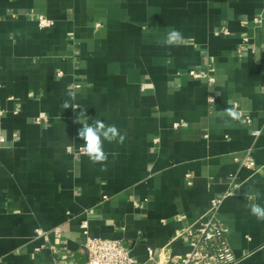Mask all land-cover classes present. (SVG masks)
<instances>
[{
    "label": "crops",
    "instance_id": "obj_1",
    "mask_svg": "<svg viewBox=\"0 0 264 264\" xmlns=\"http://www.w3.org/2000/svg\"><path fill=\"white\" fill-rule=\"evenodd\" d=\"M172 29L194 39L168 47ZM81 110L126 134L106 171L79 152ZM0 126V264H86L84 222L137 264L180 259L232 178L218 221L238 264H264V0H0Z\"/></svg>",
    "mask_w": 264,
    "mask_h": 264
},
{
    "label": "built area",
    "instance_id": "obj_2",
    "mask_svg": "<svg viewBox=\"0 0 264 264\" xmlns=\"http://www.w3.org/2000/svg\"><path fill=\"white\" fill-rule=\"evenodd\" d=\"M38 25L40 29H49L54 23L44 17H39ZM189 75L196 79H201L203 74L191 71ZM214 98L210 102L214 103ZM38 122L47 123V118H40ZM260 132H255L254 136L258 137ZM3 140L2 128L0 126V141ZM80 154L84 155L82 151ZM241 167L255 169V162L251 157V152L240 162ZM236 191L235 178H232L229 190L220 198H215L210 202V213L207 219L202 221L198 226L190 228L186 233V241L189 252L180 259H169L166 262H160L157 259V253L154 250H148L147 264H238L236 255L231 249L227 234L229 229L218 221V215L221 210L223 201L233 192ZM106 200L107 197L104 196ZM82 229L86 237L85 248L88 252V261L86 264H137L131 252L122 245L121 242L92 237L88 232V223L82 224ZM57 239L62 237L60 229L53 231ZM37 236H45L46 232L36 231ZM54 264H65L55 260Z\"/></svg>",
    "mask_w": 264,
    "mask_h": 264
},
{
    "label": "clouds",
    "instance_id": "obj_3",
    "mask_svg": "<svg viewBox=\"0 0 264 264\" xmlns=\"http://www.w3.org/2000/svg\"><path fill=\"white\" fill-rule=\"evenodd\" d=\"M186 39L194 38H186L180 30L172 29L166 33L163 44L168 47L174 45L179 46L184 43ZM69 95L74 99V94L69 93ZM62 107L64 109L70 107L74 109L77 106L72 105L69 100H65ZM224 111L232 121H239L241 119L242 113L234 110V108L229 107ZM86 113L87 111L84 110L78 113V122L82 124V127L78 130V136L85 142L84 145L81 146V151L88 157L92 164H100L101 171H106L108 154L104 150L105 142H115L122 145L126 140V134H122L116 125H107L104 121L102 122L99 119L94 120L91 124L88 123ZM225 123L228 124L229 121H225ZM112 155L114 156L115 153ZM250 214L256 217L257 220L264 221V206L255 203L251 204Z\"/></svg>",
    "mask_w": 264,
    "mask_h": 264
}]
</instances>
